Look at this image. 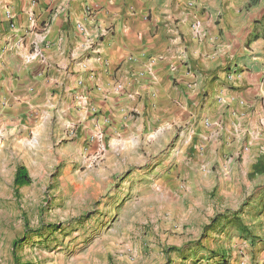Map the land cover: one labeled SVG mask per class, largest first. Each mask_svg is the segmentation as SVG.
I'll list each match as a JSON object with an SVG mask.
<instances>
[{
  "label": "crops",
  "instance_id": "crops-1",
  "mask_svg": "<svg viewBox=\"0 0 264 264\" xmlns=\"http://www.w3.org/2000/svg\"><path fill=\"white\" fill-rule=\"evenodd\" d=\"M181 128L201 184L261 196L264 0H0V176L51 164L54 136Z\"/></svg>",
  "mask_w": 264,
  "mask_h": 264
},
{
  "label": "rangeland",
  "instance_id": "rangeland-1",
  "mask_svg": "<svg viewBox=\"0 0 264 264\" xmlns=\"http://www.w3.org/2000/svg\"><path fill=\"white\" fill-rule=\"evenodd\" d=\"M184 130L124 150L104 132L83 146L54 136L51 164L37 157L17 196L0 176V264H264V192L230 191L214 170L201 184Z\"/></svg>",
  "mask_w": 264,
  "mask_h": 264
},
{
  "label": "trees",
  "instance_id": "trees-1",
  "mask_svg": "<svg viewBox=\"0 0 264 264\" xmlns=\"http://www.w3.org/2000/svg\"><path fill=\"white\" fill-rule=\"evenodd\" d=\"M12 183H13V188H14V194L16 196L18 195L20 188L27 186L31 183V178L28 176V173L24 167H17ZM218 219L226 220V222L228 224H233V222L231 220H229L227 215L216 216V218H214L212 220V222L218 223L219 222ZM236 219H237V221H239L236 223V224H239V227H240L239 235L244 237V239H246V240L253 238V236L247 235V228L245 226H243L242 223H240L241 222L240 218L236 217ZM16 244H17V242L14 241L13 245L15 246Z\"/></svg>",
  "mask_w": 264,
  "mask_h": 264
},
{
  "label": "built area",
  "instance_id": "built-area-1",
  "mask_svg": "<svg viewBox=\"0 0 264 264\" xmlns=\"http://www.w3.org/2000/svg\"><path fill=\"white\" fill-rule=\"evenodd\" d=\"M6 15L8 18H10V19L12 18V15L10 13H7Z\"/></svg>",
  "mask_w": 264,
  "mask_h": 264
}]
</instances>
